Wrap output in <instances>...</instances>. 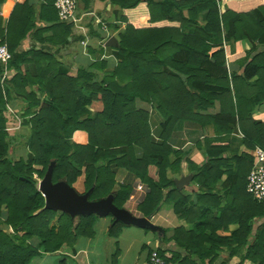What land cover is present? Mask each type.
<instances>
[{"label":"trees","instance_id":"16d2710c","mask_svg":"<svg viewBox=\"0 0 264 264\" xmlns=\"http://www.w3.org/2000/svg\"><path fill=\"white\" fill-rule=\"evenodd\" d=\"M54 1H42L37 11L30 0H18L8 19L0 17V44L7 45L11 54L7 67L14 69L4 91L0 85V107L5 106L4 94H18L28 101L20 117V124L28 129L26 159L10 158L13 140L6 131L4 113L0 116V264H30L35 256L64 246L74 250L79 237L94 235L99 215L47 206L39 178L51 169L53 185L72 188L83 176L85 200L106 202L114 185V166L127 169L148 186L137 204L141 214L149 217L170 202L184 221L172 238H160L173 247L168 248L169 257L163 245L157 249L166 262L214 264L227 250L228 258L240 254L238 264L245 260L264 264V201L246 192L254 159L246 153L227 155L235 129L242 132L248 148L264 149V123L250 115L264 101V0H238L237 10L222 13L219 0H109L118 6L117 20L106 23L110 35L118 38L112 46L115 62L110 65L106 59H96L90 69L79 68L75 77L62 70L42 46L17 51L33 30L38 35L52 31L48 41L53 44L70 42L73 23L59 18ZM79 1L83 9L90 8L91 0ZM4 2L0 0V6ZM36 17L51 25L37 29ZM88 19V34L102 39L105 32L100 24L93 25L92 14ZM242 39H248L252 47L236 60L242 74L230 76L222 44ZM2 66L0 62V76ZM29 85H37L42 99L32 89L26 90ZM136 98L152 102L162 113L160 139L151 136L148 114L136 107ZM215 100L220 102L219 113L198 112L213 106ZM182 124L214 128V136L196 141L206 157L202 166L191 170L202 192L196 200L167 178V170L179 171L183 160V152L168 142ZM77 130L86 133L84 143L72 139ZM135 147L142 150L141 156L135 154ZM150 165L156 166L158 181L148 175ZM224 173L227 178L222 184L231 195L221 208L223 196L214 191ZM129 192L130 187L121 186L109 201L121 209ZM239 192L240 199H235ZM235 220L238 227L223 236L224 227ZM188 224L191 229L186 228ZM127 225L125 218L115 215L108 235L117 238ZM33 236L39 239L37 246L30 243ZM119 256L116 246L111 264H117ZM58 264H68L66 257Z\"/></svg>","mask_w":264,"mask_h":264},{"label":"crops","instance_id":"0c3cea01","mask_svg":"<svg viewBox=\"0 0 264 264\" xmlns=\"http://www.w3.org/2000/svg\"><path fill=\"white\" fill-rule=\"evenodd\" d=\"M18 0H5L0 6V17L8 19L11 14L16 2ZM44 0H30L34 3L37 11H39L40 3ZM260 1V0H253ZM77 16L81 18L79 23L72 24L71 33L68 37L69 43L67 44H53L48 41L52 35V31L48 30L43 34L36 33V30L29 32L26 37L17 46V51H28L31 48L37 49L38 47H44L45 52H51L53 59L57 64H60L61 69L65 70L68 75L75 77L78 73L79 68L90 69L93 62L96 59H101V56L105 57L110 65L113 64V48L112 46H103L99 44V40L95 36L88 34L89 25L91 20L88 19V15L94 16L93 25L96 27L99 21L110 23L116 21V11L118 6L112 4L109 0H91L89 9H83V3L77 1ZM220 12L225 10H237L239 3L238 0H219ZM36 28H46L51 23L44 22L43 20L36 17ZM100 24V23H99ZM101 26V24H100ZM85 29V30H84ZM111 33V31H110ZM80 35L83 38H78ZM115 38L114 34L110 37ZM86 39L87 46H83L81 42ZM109 39V38H108ZM116 39V38H115ZM259 46V45H257ZM252 43L248 39H242L239 41H224L222 48L225 53V64L229 75H241L243 67L236 60L243 56V53L250 50ZM260 47V46H259ZM231 54L232 57L228 58ZM115 62V61H114ZM32 63V62H31ZM33 64V63H32ZM29 64L32 68L30 72L32 75L36 73L35 65ZM111 70L113 67H107ZM94 71V69H93ZM14 74V69H11V75ZM253 79L250 80V83ZM231 83V80H230ZM9 86V84H8ZM3 91L4 87L1 86ZM34 91L38 99H42L44 96L38 91L37 85H30L26 87L27 91ZM5 93V92H3ZM5 106L2 109L0 107V116L6 117V131L10 134L18 133V130L28 131L27 127L18 123V119L21 117L24 107L27 105V100L18 94L12 93L11 95L4 94ZM136 107L147 112L148 120L150 124L151 136L160 139L162 133V124L164 117L160 111L155 107L152 102L145 101L140 98L135 100ZM219 100L214 101V105L207 109H199V113L202 115H215L220 112ZM195 111V108L193 109ZM251 117L256 121L264 123V101L259 104L251 112ZM85 117V116H84ZM206 136H214V128L212 125H207L203 128L199 126L190 127L186 124L179 125L173 134L169 137L168 142L174 149H180L183 152V160L180 164V170H167V178L170 180L179 179L181 176L190 175L191 180L183 186L184 190L192 193V199L196 200V194L202 193L199 190V185L193 181L192 171H196V167L202 166L206 162V157L202 151L197 147L196 141H204ZM86 133L82 130H77L73 133L72 139L79 143L86 141ZM243 134L239 130H234L231 134L232 150L227 152V155L236 153L241 155L246 153L251 155L252 150L243 143ZM12 147V146H11ZM135 154L141 156L142 150L135 147ZM187 159L192 162V167L187 162ZM114 172V185L109 194L106 202H109V198L112 194L116 193L121 186L130 187V192L127 200L123 204L122 208L119 209L121 216L126 219L128 225L122 229V232L117 238L110 237L108 235V229L113 217L116 215L105 214L99 215L94 224V235L92 237H79L74 246V250L64 246L59 251L53 253H42L41 255L35 256L30 264H58L59 260L66 257L68 264H111V256L115 251L116 246L120 249V256L117 264H146L148 263L149 252L157 250L160 246H164L166 249H172V245L169 243L160 242V238L165 236L166 238H172L174 235L175 228L184 225V221L178 217L174 211L173 204L170 202H164L161 207L151 216L146 217L137 210V206L131 201L130 196L134 192L138 184L147 186L145 183L129 172L123 167H112ZM148 175L154 181H158V171L156 166L150 165L148 167ZM227 178V174H223L220 178V183L216 185V194L223 196V200L220 201L219 207L224 208L228 203V193L223 186L222 182ZM84 177L80 176L70 188L72 193L78 196L82 202L85 200ZM148 187V186H147ZM75 192V193H74ZM241 193L235 195V199L239 198ZM205 201V200H204ZM206 203V201H205ZM235 208V207H234ZM233 215L235 216L234 212ZM117 216V215H116ZM236 219V217H235ZM237 221H233L228 224L227 229L224 227L222 235L227 236L231 231L235 230ZM187 229H191L192 225H186ZM39 239L33 236L30 239V243L37 246ZM236 245V241L233 246ZM228 251L224 250V254L219 256L214 264H238L241 261L240 254L225 256ZM166 256H170V250H166ZM227 258V259H226ZM243 264H254L249 260H245Z\"/></svg>","mask_w":264,"mask_h":264},{"label":"built area","instance_id":"2783aa9c","mask_svg":"<svg viewBox=\"0 0 264 264\" xmlns=\"http://www.w3.org/2000/svg\"><path fill=\"white\" fill-rule=\"evenodd\" d=\"M54 6L58 11V16L63 21L72 22L77 24L81 21L77 15V0H55ZM101 30L105 32V36L99 40V44L105 46L108 38L111 36L107 28L106 22H101ZM81 44L87 46V40L84 39ZM105 56L102 55L101 59ZM11 58V54L8 51L7 45L5 43L0 44V62L2 63L3 71L0 76V85L3 86L5 81L11 77V69L7 67L8 61ZM155 139H158L155 137ZM251 155L254 159L253 167L247 176L246 192L250 194L253 199L257 201H264V149L256 147L252 150ZM148 187L142 184H138L131 194V201L137 206L140 203L146 193L148 192ZM148 262L150 264H172L166 262L159 254L157 250H152Z\"/></svg>","mask_w":264,"mask_h":264},{"label":"water","instance_id":"95a60500","mask_svg":"<svg viewBox=\"0 0 264 264\" xmlns=\"http://www.w3.org/2000/svg\"><path fill=\"white\" fill-rule=\"evenodd\" d=\"M117 41L114 37H109L106 42L107 46L116 45ZM51 170V169H50ZM50 170L40 183L39 190L45 197L47 206L67 210L73 214L76 213H96L105 215L108 213L121 216L119 209L111 204V202H82L81 199L74 195L69 186L59 183L53 185L50 181ZM190 175L181 176L174 181L178 189H182L185 184L191 180Z\"/></svg>","mask_w":264,"mask_h":264},{"label":"rangeland","instance_id":"374dc122","mask_svg":"<svg viewBox=\"0 0 264 264\" xmlns=\"http://www.w3.org/2000/svg\"><path fill=\"white\" fill-rule=\"evenodd\" d=\"M76 25V24H75ZM78 25V24H77ZM79 26V25H78ZM85 30V29H84ZM114 34V33H112ZM114 37V36H113ZM116 41H117V36L115 37ZM21 122V119H18V123ZM18 133L15 134H11L12 137V147H10L9 150V156L11 159L13 160H17L19 158H23L26 159L27 158V154H28V149H27V132L23 131V130H18ZM34 177L38 178L36 175H34ZM43 180V178H39L38 179V186H40L41 181ZM75 193V192H74ZM114 216V214L112 213H108Z\"/></svg>","mask_w":264,"mask_h":264}]
</instances>
